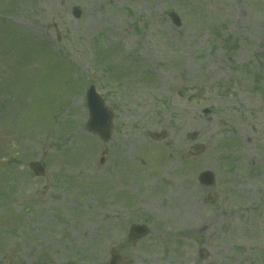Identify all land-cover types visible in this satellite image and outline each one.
<instances>
[{"label":"rangeland","instance_id":"374dc122","mask_svg":"<svg viewBox=\"0 0 264 264\" xmlns=\"http://www.w3.org/2000/svg\"><path fill=\"white\" fill-rule=\"evenodd\" d=\"M83 83L114 110L104 164ZM144 144L170 156L140 180ZM112 246L264 264V0H0V264H109Z\"/></svg>","mask_w":264,"mask_h":264},{"label":"water","instance_id":"95a60500","mask_svg":"<svg viewBox=\"0 0 264 264\" xmlns=\"http://www.w3.org/2000/svg\"><path fill=\"white\" fill-rule=\"evenodd\" d=\"M94 105H95L94 99H91L93 117H96V120H97V117H100V111H99V107H97V105L96 106H94ZM91 125H92V127L94 129L102 131V129H101L100 125H99V122H95L94 120H92ZM33 168L39 170L40 166L39 165H33ZM136 229L142 230L141 234L145 233V230L142 227H136Z\"/></svg>","mask_w":264,"mask_h":264}]
</instances>
